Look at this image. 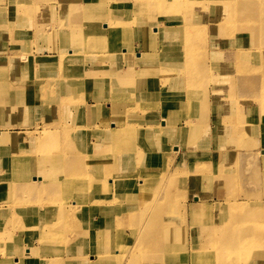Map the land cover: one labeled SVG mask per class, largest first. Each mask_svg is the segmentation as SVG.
Masks as SVG:
<instances>
[{"label":"rangeland","instance_id":"374dc122","mask_svg":"<svg viewBox=\"0 0 264 264\" xmlns=\"http://www.w3.org/2000/svg\"><path fill=\"white\" fill-rule=\"evenodd\" d=\"M78 1L67 42L83 39L73 37L84 29L77 16L95 14L93 24L129 25L121 43L106 37L97 48L83 40L79 55L64 57L60 0H0V264H264V0H177L188 8L180 13L174 0H122L117 15L106 8L111 0ZM142 17L151 23L145 30L137 27ZM167 18L171 29L150 39ZM93 54L113 61L93 62ZM153 79L167 85L162 98L130 96L138 81ZM111 95L125 107L81 113L97 106L93 97L106 105ZM118 122L126 128L125 166L113 162L110 146L104 159L93 153L104 142L93 129ZM48 138L52 156L40 155L36 142ZM73 138L91 149L79 173L58 167ZM42 158L50 159L48 176ZM104 165L114 169L108 179L93 177L97 198L89 199L93 188L83 179ZM80 191L81 210L73 206L84 201L75 198ZM155 209L162 224L150 218ZM38 212L49 221L33 218ZM236 227L256 234L234 255L220 234Z\"/></svg>","mask_w":264,"mask_h":264},{"label":"bare ground","instance_id":"6f19581e","mask_svg":"<svg viewBox=\"0 0 264 264\" xmlns=\"http://www.w3.org/2000/svg\"><path fill=\"white\" fill-rule=\"evenodd\" d=\"M182 1H185V0H182ZM186 1H190V0H186ZM69 2H70V0H60L61 6L63 7L64 11H63V16L61 18V25H58V27H57V28L61 27L60 34L62 35V38L64 40V44L62 45L60 51L64 57H67L68 55H71V56L79 55L80 54V48H81V46H79V44L83 40L90 41L91 45L97 46V48H101V45H99V44H102L106 37H110L112 40H114V42L121 43L120 39H121L122 34L120 33V31L124 30L125 32H127L131 29V28H129V25H123L122 27H118V26H112L105 21H101L100 25H98L97 23L93 24L92 21H90V18H94L93 16L95 14L92 17L90 16L88 20H87V17L83 18L81 15V17L83 19V24H84V25H82V19H78V16L76 15L77 16V23L75 25L77 27L83 26L84 29H83V31H78V33L76 35H74L73 37L74 38L79 37L80 39H82V38L83 39L80 42H73L72 43L69 40L67 42L66 38L72 37V33L69 32V29H68V20L71 18L72 15H75V11L79 8V5L77 4V3H79L78 0H72L71 5L69 4ZM174 2L175 3L172 5V8L176 12H178V13L186 12L184 10L188 9L186 6L179 5L180 3L177 0H174ZM80 3H81V1H80ZM84 3H86V2L81 3V6L83 9H84L83 5H85ZM117 4L122 5V0H111V1L107 2L106 8L108 7L107 10H110L113 13V15H117ZM131 7L135 8L134 3L131 5ZM191 7H193V4H191ZM228 7H229L228 5L225 6V8H228ZM52 8H55V6H53ZM228 10H230V9H228ZM17 11H18V9H17ZM70 12H73V13L71 15L67 16V14ZM106 12L102 15V19L105 17ZM224 12H226V11H224ZM106 18L109 19V16H107ZM94 19H96V18H94ZM125 20H129V16H125ZM169 22H170V18H167V22L165 24H160L158 27L154 26L156 29L153 28L154 30L151 34H149V38L154 39V37L155 38L164 37V35L160 37V35L158 36V34L160 32V29L161 28L163 29V27L166 24H167L166 27L168 29H171V25L168 24ZM147 24H151L149 22V19L147 17H142L139 19L137 27H143V30H145L147 27ZM91 25H94V26H91ZM161 33H162V31H161ZM42 34L49 35L48 32L46 33L44 31L42 32ZM103 34H104V37H103ZM141 37L143 39H145V35H141ZM152 43L153 42L150 43V46L152 45ZM172 46H176V45H172ZM126 47H128V46H126ZM156 47L157 46H153L152 48H156ZM96 53H98V52H96ZM134 54H135L134 50L131 52H128L125 54V58L127 57V58L132 59ZM143 54L144 55H154V54H158V52L157 51H155V52L148 51V52H144ZM159 56H164V54L161 53V55H159ZM90 59L93 62H96L97 59H102V60L110 59L113 61V58H109L107 55H103V54H93L90 56ZM121 61H122V59H121ZM121 61L118 64H116L119 68L121 66V64H120ZM61 62L65 63L66 61L61 59ZM66 66H68V65H66ZM82 69H86V65H83ZM41 72L42 73L48 72V67H47V70H42ZM120 79H123V77L115 76L112 78V81H116V80H120ZM45 80H48V79H45ZM187 80H188V77L186 75H184V78L182 79L183 85L187 86ZM148 82H149V89L147 90L145 85ZM157 83L160 84L159 87H158ZM80 87H81L80 84H78L76 86V88H80ZM66 88L69 90V87L67 85H66ZM158 88H160V91L158 90ZM157 91L159 93H157ZM167 92H168L167 85L165 83L157 82L155 79H153V80H142V81H138L136 87H134L133 89L130 90V96L131 97H138V98H140L139 100L141 101L143 99L144 100L148 99L150 96H153V97H155V96L160 97L161 96V98H162L163 96L161 94H166ZM148 93H149V95L147 97L146 94H148ZM98 95L101 96L99 93H98ZM174 96H177V93ZM111 97H112V99L106 105H104L102 102L98 101L99 97H97V96L93 97V99H95L97 101V104H96L97 106L90 107L91 105H89L88 107H84V108L80 107L81 108L80 110L82 111L81 113H84V114L90 113L89 111H92V110L103 111L102 107H104V108L106 107V108L111 109L114 107H118L121 104H124V106H122V108L125 107V101H122L123 103L118 104V100L115 99L112 95H111ZM43 101L44 102L42 104H44V106H46V107L57 106L56 103L51 102L50 99H48V98H44ZM84 102H85V100H84ZM57 107L59 108V106H57ZM59 111L60 110L58 109L57 113ZM48 112L52 113L53 111H51V109H49ZM120 112L124 113L125 110L120 109ZM61 121H62V119H61ZM112 124H114V123H112ZM162 124L165 125V121L162 120ZM119 125H120L119 127L114 126V127H112V129H96V128L93 129L94 132H92L91 134L95 135V132H98L97 134H99L101 136L103 135L102 138L104 140L103 145H102L103 147L102 146H100L99 148L95 147V151L93 153L98 155L101 152V157L103 156L102 159H104L105 152H106L107 148L110 146L111 149H113V151L116 153V155L112 158L113 162L121 163V164H123V166H125V160H126L125 159V140L122 137H124V135H125L126 128H125V123H124V125L119 123ZM99 131H102V132H99ZM85 138H87L86 140H87L88 145L94 146V142L91 141V139H90V134L86 133ZM50 141H51V139L48 138V140L43 142V143L39 144L36 142L35 151L37 153H39L40 155L42 154L43 156H52V155H50L51 153H53ZM64 144H65V146H69V148L71 149V155L63 163L59 164L58 167L60 168V170H64L67 167L73 168L76 173H79L80 170L82 169V167L83 166L87 167L86 163L90 162V156H89V153L91 152L90 146L83 145V143L80 140L75 139V138H73L69 141L65 140ZM101 147H102V151H101ZM36 148H38V150ZM24 152H25V150L21 148L16 152V155L20 156ZM55 153L56 152H54V154ZM64 156H66V154H64ZM140 158H142L141 154H135L133 156L134 162H137V163L139 162ZM57 162H58V160L55 159L54 164ZM33 163H34V158H32L28 161V168H29L31 173L36 171V167ZM40 163L43 165V166H41L43 175L48 176V174H50L49 173L50 159L42 158L40 160ZM112 166H114V165H112ZM113 169H114V167H110L107 165H104L102 167H96V169H95L96 173H93V174L89 173V175L85 179H83V181H85L88 184L89 188L91 186L93 188L90 190L91 193L89 195V199H90V197L91 198H97V196L94 195V193L92 192V191H94V187L96 185V181L94 180L93 177L97 176V175H101V177L106 176L105 179H108V175ZM69 173H71V170H69ZM33 179L34 180H36V179L41 180L42 177H36ZM78 181H81V180H78ZM76 188H81V186H77ZM82 196H83V193L81 191L76 192L75 198L79 197L80 200L83 199L84 201H81V203H79V204L78 203L75 204L73 202V206H76L79 210H81L83 208L82 203L87 201V199H85L84 197L82 198ZM192 209L194 210V208H192ZM156 210L157 209H155V212L152 213V216L150 218L157 215L156 218L153 219V223L162 224V222H164V221H163L161 215L159 214V212L156 214ZM59 215L62 216L63 219H67L70 217L69 215H67L65 213H60ZM34 217L35 218H41L42 220H45V221L46 220L49 221V216L47 214L42 215L38 212V214H34L33 218ZM45 225H46V222H45ZM238 227L230 229L228 231L222 230L221 234H220L223 236V238L220 239V243L222 245L223 250L229 251V252L233 253L234 255H236L240 249L244 250L245 248H243V246L245 244H248V245L252 244L253 243V236H254V234H256L255 231H253V230L251 231L248 229L238 228ZM44 233L47 235L50 234L49 232H44ZM247 250L251 251L249 247H247ZM54 259L59 260L60 257L57 256ZM16 260H19V259H16ZM251 261H253V260H251ZM194 264H199V263H197L195 261ZM249 264H253V263L250 262Z\"/></svg>","mask_w":264,"mask_h":264}]
</instances>
